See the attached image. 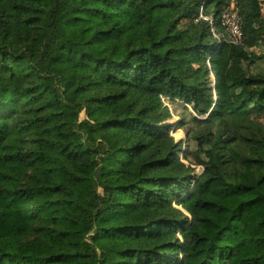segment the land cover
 I'll use <instances>...</instances> for the list:
<instances>
[{
    "label": "trees",
    "instance_id": "1",
    "mask_svg": "<svg viewBox=\"0 0 264 264\" xmlns=\"http://www.w3.org/2000/svg\"><path fill=\"white\" fill-rule=\"evenodd\" d=\"M230 1L0 0V264H264L263 9L236 45Z\"/></svg>",
    "mask_w": 264,
    "mask_h": 264
},
{
    "label": "rangeland",
    "instance_id": "2",
    "mask_svg": "<svg viewBox=\"0 0 264 264\" xmlns=\"http://www.w3.org/2000/svg\"><path fill=\"white\" fill-rule=\"evenodd\" d=\"M238 0H234V7H235V10L238 11V14H239V7H238V3H237ZM261 2V6H262V18L261 20L259 21H256L255 22V26H262L264 28V0H259ZM231 3V1H230ZM230 6V4H229ZM252 53H254L255 55L257 56H264V38H262L260 40V46L258 47H255L251 50ZM254 70L255 71H262L264 72V58L262 59H258L256 60V64L253 66ZM211 80L212 82L214 83V85L216 84L215 82V78L214 76H211ZM192 109L191 107L189 108V111H185L180 105L176 106L175 109L173 108L171 113H172V118L167 122V124H172L173 125V131H172V135L174 136L175 140L177 142H186L187 140V135H186V129L187 127L186 126H182L180 127L179 129L178 128V124L181 120H189V116H190V113H192ZM86 119V115L84 112L81 113L80 115V120H85ZM183 149H185V147H183ZM180 158H182V160L184 161L183 159V154H180ZM186 164H188V162L184 161ZM194 168V172L193 174L194 175H201V173L203 172V167L202 166H193ZM100 192H102V190H100Z\"/></svg>",
    "mask_w": 264,
    "mask_h": 264
},
{
    "label": "built area",
    "instance_id": "3",
    "mask_svg": "<svg viewBox=\"0 0 264 264\" xmlns=\"http://www.w3.org/2000/svg\"><path fill=\"white\" fill-rule=\"evenodd\" d=\"M222 16V24L227 29L230 41L236 45L241 44L243 41L244 34L241 28L240 16L238 14V11L235 10L234 7V0H231L230 6L224 9ZM208 20L211 24H213L212 20Z\"/></svg>",
    "mask_w": 264,
    "mask_h": 264
},
{
    "label": "water",
    "instance_id": "4",
    "mask_svg": "<svg viewBox=\"0 0 264 264\" xmlns=\"http://www.w3.org/2000/svg\"><path fill=\"white\" fill-rule=\"evenodd\" d=\"M214 88H216V85L214 86Z\"/></svg>",
    "mask_w": 264,
    "mask_h": 264
}]
</instances>
